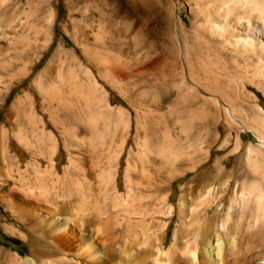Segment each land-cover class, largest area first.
<instances>
[{
  "label": "rangeland",
  "instance_id": "374dc122",
  "mask_svg": "<svg viewBox=\"0 0 264 264\" xmlns=\"http://www.w3.org/2000/svg\"><path fill=\"white\" fill-rule=\"evenodd\" d=\"M263 8L264 0H0L6 257H27L25 231L44 212L105 234L119 228V199L165 195L166 250L176 233L198 264H264V53L258 40L235 43L247 21L264 28ZM139 232L123 237L144 264ZM70 234L62 245L75 241Z\"/></svg>",
  "mask_w": 264,
  "mask_h": 264
},
{
  "label": "bare ground",
  "instance_id": "6f19581e",
  "mask_svg": "<svg viewBox=\"0 0 264 264\" xmlns=\"http://www.w3.org/2000/svg\"><path fill=\"white\" fill-rule=\"evenodd\" d=\"M239 30L244 33V37L239 36L235 43L245 47L251 40H258L259 47H255L264 53L263 27H252L247 21L239 26ZM166 203L165 195L162 198L141 196L133 201L129 198L119 199L113 205V212L122 213L123 218L117 222L116 226L119 228H114L113 232L105 234H100L97 228L90 227L87 222L77 223L62 216L57 210L58 213L54 214L44 212L45 214L36 217V225L25 231V238L29 244L27 257L23 258L17 253L6 257V253L0 249V258L5 264H136L135 256L138 251H135L131 243H127L123 235L128 236L140 227L141 243L138 245L141 248V259L144 260V264H190L187 256L191 257L194 264H198L197 252L192 251L188 245L180 247L176 233L170 248L165 249L162 220L168 216L171 220L173 217L172 208L168 209L167 214L164 213ZM210 214V209H206L201 215L200 221L203 225L208 222ZM133 216L138 217V220L133 221L130 218ZM220 230H224V225L220 226ZM179 233L182 234L183 231ZM66 234L73 235L75 241L62 245L60 238ZM205 255L211 256L208 250L205 251ZM218 255L219 251L216 250L213 256L217 259ZM212 263L213 261L209 264Z\"/></svg>",
  "mask_w": 264,
  "mask_h": 264
}]
</instances>
